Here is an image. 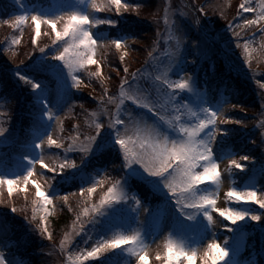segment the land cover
Returning <instances> with one entry per match:
<instances>
[{
    "label": "rangeland",
    "instance_id": "obj_1",
    "mask_svg": "<svg viewBox=\"0 0 264 264\" xmlns=\"http://www.w3.org/2000/svg\"><path fill=\"white\" fill-rule=\"evenodd\" d=\"M10 1L15 3L17 11L9 13V15L0 20V24H3L0 26V32L4 31L2 28L5 26L10 25L14 27L13 24L17 16H27V22L22 25V30L17 29L14 33V36L20 38L19 44L22 45L26 43L28 35L32 39H37L35 24L31 20V16L33 15H40L43 19H49L59 15L67 16L76 12L87 14L90 16V19L98 18L111 21L109 24L115 23V19L109 17L110 15L106 14L105 10L96 11L92 9L90 7V0H83V2L81 0H48L46 4L39 2L32 3L27 0ZM106 2L107 0H95L98 7H102ZM145 2H150V4H148L149 7L143 16V20L148 25H151L153 30L152 41L149 42L148 46L149 51L146 52V56L142 58L139 64H124V67L128 71H124L123 75L118 79L119 81L115 83L116 91L114 90L109 95H96L89 88V73H91L93 64L87 65L85 70H81L76 74L78 79L82 81L81 87H72V81L68 77L67 69L63 66V62L54 59V56L58 54L57 49L62 50L64 42L57 41L53 44L55 32L47 24L42 23L40 25V36L37 39V41H44V37L47 36L48 40H46L45 52L41 53L38 51V54L31 58V60L35 59L31 63L36 68H43V71L52 77L54 84L48 86L40 79H32L26 72L17 69L18 63L11 64L13 66L11 69L13 78L17 79L16 74H20L26 76L28 80L39 84L40 87L34 90L30 84L28 85L31 93L26 96L27 100L24 99L29 102L26 106L31 115L28 118L27 126L21 127L17 125L14 129H10V125L7 124L9 117L7 115L0 116V127L6 129L4 135L0 136V178L22 181V177L27 174L29 168H32L34 171V175L30 178L29 183L26 186L22 182L13 185L11 194L8 192L7 184L0 185V253H3L7 264H30L24 258H18L19 256L13 253L10 238L12 233L7 223L1 222L2 210L6 207V203L9 212H13V208L16 209L12 199L13 194L17 190L22 194L31 191L34 198H36V187L33 181L39 183L42 186V190L53 200V204L47 206H50L52 212L55 213L58 211L59 201H61L58 197H63L60 195L68 183L75 181L79 184L77 192L80 194L83 189L92 187L95 182L105 178L103 168L93 167L91 170H85L82 167L84 162L88 161L95 153L89 157H84L83 162L76 163L74 161L76 154L80 158L83 154L78 151L65 153L63 147H49L46 143L47 134H51L53 139L61 142L64 147H67L72 142L71 137L77 135L83 141L85 135L95 134L94 130L89 128L90 117L93 112L100 110L101 105H103L108 114L100 117V120L105 125L102 129L100 140L111 139L115 135V130L108 129L107 122L109 115L113 118L115 117L117 107L115 103H109L108 101L110 97L117 102L119 101L120 86L125 80L128 81L124 85L125 90L145 96L152 101L163 103L164 97L162 94L167 90L164 80L167 79L170 82H175L185 77L194 83L199 96L197 97L187 91L182 92L177 90L176 99L181 105L192 103L198 108L202 103L204 107L217 109L222 103L227 102L222 114L223 119L233 122L219 123L221 117L218 114L217 124L219 134L216 142L213 144V155L218 164L222 181L217 207H229L247 213L243 220L236 224H230L222 217H219L218 213L211 210L213 218L218 221L215 225L208 223L203 212L196 213L194 219L188 220L186 218L187 210L184 213L181 212L169 196L170 194L168 195L166 189L163 188V185L160 184L159 187L155 186L157 178L149 177L146 173H143L142 169L137 173H133L130 169L122 167L124 174L120 179L126 199L102 209V215L92 213L91 216L94 217V221L89 223L90 230L86 228V240L84 239L83 242L74 245L72 249H68V242H65L66 247L62 248L61 241L64 240L66 235L73 233V230L71 232H63L56 239L58 243H55L53 239H48L46 233H42L41 229L44 227V221L41 217L45 216V213L41 214L38 212L39 215L36 216L35 220H33V213H31V217H25L23 221L30 224V226H34L30 220L39 222L35 224V228L41 232L47 242L44 249L41 250V256L46 258L43 260L46 264H71L69 256L86 253L96 245L97 241L109 239L118 232L131 234L132 231H139L143 243L148 246V264L159 263L156 258L157 254L162 255L164 253V245L169 238L181 244L186 251H197L194 264H204L201 258L202 253L206 249L207 244L213 241L220 244L228 252V256L220 264H264V250L262 249V242L264 240L255 242L253 233L245 228L248 224L258 227L256 221H253L250 217L251 215H259L261 211L264 217V209H261L257 204L252 202L236 203L224 199V194L230 187L237 188V191L251 188L264 193L262 188L264 187V128L260 127L264 123V114H262L264 113V89H261L257 83V81L264 83V49H261V44L264 43L261 39V37H264V21L259 24L258 29L253 30L251 29L252 26H245V21L256 19V15L254 12L241 13L243 9L240 8V5L244 3V0H145ZM251 2L253 7L256 8L259 0H251ZM121 3L128 5V3L122 0ZM113 7L115 8L114 5ZM141 8V5L136 4L131 5L128 11H117L115 8V14L117 18L122 19L124 18L123 15L131 13L133 16ZM102 13H104L103 16H100L99 14ZM133 17L136 18L135 16ZM195 18L200 19L199 26L194 23ZM64 23H66V20L57 23L56 30L62 31ZM237 25L241 27H237ZM99 26H90L88 30L97 41L93 56L98 61L96 72L99 71L100 75L104 76L102 58L107 48H110V40L107 38L108 34L105 31L97 30L96 27ZM234 32H239L240 36L237 37L234 35ZM245 32H247L246 37L241 35ZM14 36L12 34L11 38ZM178 39L182 41L179 64L176 63L175 55ZM111 40L112 42L119 40L122 43L123 46L120 49L116 48L121 56L129 53V40L126 37L121 36L112 38ZM215 43L221 45V48L229 54V60L234 63V67H237V74L248 84L249 90L247 93H244L245 95L251 94L253 96L257 106L255 110L248 112L244 109V106H238L243 99L237 101L234 91H229L227 96L220 97L218 102L214 103L211 96V90L214 87L210 82L213 78V73L206 74V76L199 79L197 69H191L194 64L199 65L203 62L202 60H205L207 63L209 60L210 68L213 67L215 61L213 58L217 56L216 50L213 47V45L216 46ZM238 44L241 47H237ZM244 44L249 45L247 52L243 48ZM11 45L7 43L4 46L5 48L7 47L4 52L7 53ZM28 53H31V51ZM149 53H151V56ZM219 54L224 60H227V56L224 53L221 52ZM249 61L251 62L250 65ZM133 74H135V77ZM117 84H119L118 87ZM221 86L224 89L227 88L226 83H223ZM83 90H86L89 98L95 101L96 107L86 114L80 115L78 113L76 115L73 95H79ZM5 100L3 97H0V113L6 114L7 106H5ZM234 102L237 103L233 105ZM49 110L53 114L52 120H49L45 116V113ZM171 112L172 110L169 108V114ZM235 112L239 116L235 115ZM120 114L121 118L125 120L128 119L129 114L133 117L143 114L149 122L156 119L152 113L140 109L137 105L127 100L121 106ZM57 118H59V124ZM67 118H70L69 124L73 130L65 129L64 126H66ZM247 119L248 122H246ZM234 121H239L240 123H235ZM181 122L191 124L195 122V118H189L185 113ZM61 127L63 131L60 130ZM77 128L79 131H77ZM164 130L173 139L179 136L175 130H170L167 127ZM236 135L238 137L233 138ZM229 138L230 140H228ZM41 139L45 140L42 149L36 148L35 145L40 143ZM237 142H239V146L235 150L233 146ZM248 148H251L249 155L245 154ZM41 152L44 155V164L48 165V167L57 168V171H49L48 167L41 166L39 159ZM117 153L119 152L117 151ZM120 156L122 158V153ZM242 156H247L248 160H241ZM65 157L69 161H74L78 167L75 169L65 168L59 170L58 165ZM231 159H235L243 165V170L231 165ZM30 161H33L32 165L29 163ZM134 167L139 168V166ZM225 169H229V171H225ZM72 172H75V174H71ZM127 174L131 177L140 178L154 192L158 193L161 198L159 203L144 202L137 198L141 202L140 207L133 201V204H131L132 211L129 209L130 212H127L128 207L125 205L129 200V196L127 195L129 194L127 192L129 178ZM238 174H240V177ZM108 185L110 186V184ZM200 187L202 189L208 188L209 190H214V185L211 182ZM25 188L26 191L24 190ZM100 188L98 186L96 191L100 190ZM99 201L100 198L94 204H98ZM41 203L44 206L42 200ZM47 206L46 209L48 208ZM87 206L90 207L91 202ZM44 208L45 206L42 211L45 212ZM118 212L122 214L121 217L118 215L119 220H113L114 216L108 217ZM74 224L75 222H73ZM259 228L263 230L264 225L259 226ZM48 231L50 232L49 228ZM128 247H131V245H124L116 249L117 251L122 250L125 252V255L122 256L125 258L122 264H139L137 257L128 252ZM258 253L261 254L262 260H260ZM159 264H166V261H162ZM181 264H188V262L181 258Z\"/></svg>",
    "mask_w": 264,
    "mask_h": 264
},
{
    "label": "snow or ice",
    "instance_id": "obj_2",
    "mask_svg": "<svg viewBox=\"0 0 264 264\" xmlns=\"http://www.w3.org/2000/svg\"><path fill=\"white\" fill-rule=\"evenodd\" d=\"M83 2V0H81ZM115 6L117 11L124 10L128 11L130 6L121 3V0H107V2L102 6L98 7L95 0H90V7L96 11L110 10L112 6ZM240 8L245 12H254L256 19H249L245 21V26L251 27L258 22L264 21V0H259L256 8L253 7L251 0H244V3L240 5ZM258 9V10H257ZM203 11V9H201ZM28 17L25 15L17 16L13 26L17 29L22 30V25L27 22ZM31 20L35 24V34L38 39L40 36V25L47 24L55 32V40L53 44L57 41H63L62 50L57 49L58 54L54 56V59L63 62V66L67 69L68 77L72 81V87L79 88L82 85V81L78 79L77 73L81 70H85L87 65L97 64L98 61L93 58L95 46L97 41L93 38V34L89 32L88 27L100 25L104 23H111V21L91 18L87 14L71 13L67 16L59 15L54 18L43 19L40 15L31 16ZM62 31L56 30L57 23L65 21ZM194 23L200 25V19L195 18ZM237 27H241L237 25ZM237 37L240 36L239 32H234ZM67 38V39H66ZM37 39H33L32 43L35 44ZM264 41V37H261ZM20 43V38L14 36L11 40V44L16 45ZM115 47L120 49L123 45L119 40L113 41ZM181 40L176 42V63H180V48ZM241 47V45H237ZM249 45L244 44L243 48L247 52ZM261 49H264V43L261 44ZM41 53L45 52V48H39ZM12 55H15L13 52ZM124 55H127L125 53ZM151 56V53H149ZM123 56H121V60ZM249 61V65H250ZM125 72L128 71L127 68L124 69ZM255 75V74H254ZM89 76H100V72L89 73ZM135 77V74H133ZM21 80L25 83L30 84L32 89H38L39 84L28 80L26 76H20ZM128 81L125 80L120 86V96L119 101L109 98V103H115L117 107V113L113 118L109 115V120L107 122L108 129H114L115 135L111 139L100 140V135L102 129L105 127L100 117L107 115V110L101 105L100 110L93 112L91 114L89 123V128L94 130L95 134L85 135V139L81 141L79 136L71 137V143L67 147L58 140L53 139L51 134H47L46 143L49 147L55 146L56 148H64L65 153L69 152H80L82 153V162L84 157H89L93 153L99 155L106 152L108 149H115L122 153V167L125 169H130L133 173L139 172L141 169L143 173H146L149 177L157 178L156 187L160 184L166 189L168 195L172 198L176 206L181 210L182 213L186 212V218L192 220L196 213L202 212L203 203L212 200L215 201L214 207L221 209H233L229 207H217V201L220 199L219 192L221 189V173L218 170V164L213 155V144L216 142L218 136V124L217 117L220 115L219 123H230L233 121H226L223 119L224 106L227 102L221 104L217 109H212L209 107H204L201 103L197 108L194 104H183L181 105L176 99V92L187 91L193 95L199 96V92L196 90L194 83L190 81L189 78H181L178 81L170 82L167 79L164 83L167 85V90L163 92V103L159 101H152L145 96H140L132 91H127L124 85ZM259 87L264 89V83L257 81ZM131 101L133 104L137 105L140 109L147 110L152 113L156 119L149 122L143 114L138 117H133L129 114L128 119L121 118V106L125 104V101ZM169 108L172 112L169 114ZM198 109V110H197ZM187 114L189 118H195V122L188 124L182 123V117ZM264 114V113H262ZM6 115L5 113H0V116ZM45 116L49 119H53L52 111L49 110L45 113ZM58 124L60 123L59 118H57ZM235 123H240L239 121H234ZM167 127L170 130H175L178 132L179 136L173 139L164 130ZM264 128V123L260 125ZM63 131V128H60ZM6 129L0 127V136H3ZM77 131L79 129L77 128ZM99 141V144H98ZM45 143L44 139L40 140V143L36 144V148H41ZM118 146V147H117ZM40 163L42 167H48L44 164L43 152L40 154ZM241 160H248L247 156H242ZM31 165L33 161L29 162ZM230 164L235 166L237 169L243 170V165L238 163L235 159L230 160ZM134 166H139L135 168ZM77 164L74 161H69L65 159L59 163V170L65 168L75 169ZM49 171H57L55 167H48ZM207 171L208 174L215 173V179H212L211 184L214 185V190H209L208 188H201V185L206 183L200 182L199 174H204ZM229 171V169H225ZM34 175L32 168H29L27 174L22 177L21 180L14 179H3L0 178V185L7 184L9 194L13 191V185L22 182L25 186L29 183L30 178ZM176 181L173 184V181ZM36 187L35 196L38 198L34 201L35 204L39 205L41 200L44 206L52 205L53 200L42 190V186L33 181ZM47 183V182H46ZM105 183H109L110 186L107 188L106 192L103 194L98 204H91L87 206L91 199V194L95 193L97 187H103ZM50 187V185H49ZM26 191V188L24 189ZM229 193L235 194L247 193L249 200H255L256 204L260 206L264 204V193L258 192L254 189L248 188L242 191H237V188L230 187L229 190L224 194V199L227 201H234L236 203L244 202L245 199L242 197L240 200H236L229 196ZM254 193V195H253ZM72 195H75L73 193ZM80 196L84 197V205L82 214L76 216V223L73 225V233H70L64 237L61 241L62 248L66 247L65 242L71 243L74 235H80L84 230V226L87 223L93 222L94 217L90 219H82L91 217L92 213L102 215V209H105L114 203H117L123 199H126L124 192L121 187V179H114L108 181V178L95 182L92 187L83 189L80 192ZM188 197H193L194 201H190ZM58 199L63 200L67 203L69 196L58 197ZM135 201V204L140 207L141 202L136 199L135 196L131 197ZM211 206L208 209L209 215L211 214ZM234 211H238L233 209ZM13 211H16L13 208ZM36 211V209H34ZM142 211H144L142 209ZM46 215L41 217L44 221V227H42V233H46L48 239H52V234L47 228V209L45 207ZM243 214V219L246 217L247 213L241 211ZM223 218V217H222ZM253 221H259L261 216L251 215L250 217ZM36 216H33V220ZM206 219V218H205ZM207 220V219H206ZM241 220H237L239 222ZM78 225V226H77ZM124 245H131L127 250L133 256L137 257L139 264H148V246L143 243L141 239V233L139 231H132L131 234H124L121 232L116 233L109 239H102L97 241L96 245L92 247L90 251L83 253L81 255L69 256L71 264H84V261L89 259H98L105 253L112 252L116 249L121 248ZM164 253L157 254V259L161 261H166V264H181V258L186 260L188 264H194L197 257V251H186L185 248L173 241L171 238L167 240L164 245ZM228 256V252L225 248L221 247L220 244L215 241L207 244L206 249L202 253L201 258L204 264H220ZM0 264H7L4 259L3 253H0Z\"/></svg>",
    "mask_w": 264,
    "mask_h": 264
},
{
    "label": "trees",
    "instance_id": "obj_3",
    "mask_svg": "<svg viewBox=\"0 0 264 264\" xmlns=\"http://www.w3.org/2000/svg\"><path fill=\"white\" fill-rule=\"evenodd\" d=\"M27 1L32 3L39 2L46 4L48 0ZM122 1L128 3V5L130 6L133 4L139 6L141 5L142 8L140 10L138 9L137 13H134L133 16H135L136 18H134L130 13L129 15H123L124 18L120 19L116 17L115 8L112 6L110 10H105V12L106 14L110 15L109 17L115 19V23H104L100 24L99 27H96L97 30L105 31L106 34H108L107 38H109L110 40V48H107V51L103 54L102 58V62L104 64V68L102 69L104 76H89V88L96 95L104 96L109 95V93H112L114 90L116 91L115 83L119 81L118 79L124 73V64H139L142 58L146 56V52L149 51V42L152 41V27L143 20V16L144 14H146V10L148 9V4H150V2L146 3L145 0ZM15 11H17V8L14 2H11L10 0H0V20L9 15V13ZM103 14L104 13L99 15L103 16ZM261 23L262 21L258 22L256 25H252L251 29H255L256 27L260 26L259 24ZM2 25L3 24H0V26ZM2 29H4V31L0 32V97L6 99V115L9 117V121L7 122V124L10 125V129H14L17 125L21 127L28 125V118L31 114L26 106L27 104H29V102L26 101V96L30 95V89L28 86L29 84L20 79V76L22 75L16 74L17 79L13 78V76L11 75V69L13 66H11V64L18 63V65L16 66L18 67L17 69L26 72V74L30 75L32 79H40L48 86H52L54 84V81L48 73L43 71V68H36L31 63L35 60H31V58L35 57V55L38 54L39 48H45L46 40H48L47 36L44 37V41L38 40L35 44H33V39L30 37V35H28L26 43H23V45L12 44L8 48V52L6 53L4 51L7 47L5 48L4 46L7 43L11 44V36L12 34L14 36L17 28L8 25L3 27ZM121 36H124L129 40L128 48L130 49L129 53L127 54L128 56H123L122 60L120 53H118L114 43L111 40L112 38ZM214 49L216 50L217 56H214L213 58L215 59V61L212 68H210L211 65H209V60L208 63L205 60H202L203 62H201L199 65L194 64V66L191 67V69H197L196 71L198 73L199 79H201L203 76H206V74H209L211 72L213 73V78L210 80L214 87L213 90H211L212 101L216 103L218 102L220 97H225L227 96L229 91H234L237 101L243 99V101L239 103L238 106H244V109L248 112L255 110L257 106L253 96L251 94L245 95L244 93H247V91L249 90L248 84H246L245 80H243L238 74H236L237 72L235 69L224 64L225 62L220 58L218 54V48L214 47ZM29 51H31V53H28ZM13 52L15 53V55H12ZM96 69L97 64H93L91 73L96 72ZM223 83H226V89L221 86ZM118 85L119 84H117V87ZM73 100L75 103L74 111L76 115L78 113H80V115L86 114L91 109L96 107L94 103L95 101L89 98L86 90L81 91L79 95H73ZM236 103L237 102H234L233 105ZM235 113V115L239 116L237 112ZM69 121L70 118H67L65 124L66 126H64L66 130L72 129ZM246 122H248V119L246 120ZM237 137V135L233 136V138ZM228 140H230V138ZM238 146L239 142L234 143L233 147L235 148V150H237ZM250 149L251 148H248V150L245 151V154L249 155ZM74 161L76 163H80L82 159L76 154ZM82 167L85 170H91V168L93 167L103 168V175L108 178V181H110L111 179L122 178V175L124 174L121 156L114 149H108L106 152H103L99 155L95 154L91 156L88 161L84 162ZM71 174H75V172H72ZM238 176L240 177V174H238ZM108 184L109 183H105L103 187L100 188V190L91 194V199L88 204H90V202L91 204H94L99 200V198L101 199L103 193H105V189H107L109 186ZM127 184V192L129 193L127 194L129 196V200L125 204L128 207V209L126 208L128 210L127 212H130L129 209L132 211L131 204H133L132 202L134 201L131 199L132 196H135L136 199L138 198L141 201L156 204L161 200L159 194L150 190L146 186V183L144 181L132 178L128 179ZM78 186L79 184H77L75 181L70 182L67 184V186H65V189L60 196H69V200L67 203L63 202V200H58L60 204L58 205L57 212L53 213L52 208L50 206H47V226L50 230V233L52 234V239L55 243H58L56 239H58V237H60L63 232H71L73 230V227L71 228V226H73V222L76 223V216L78 214H82L84 197L78 194ZM262 188L264 192V187ZM73 193H75V195H72ZM13 195L14 196L12 200L14 201L13 203H15L16 211L9 212L6 203V207L2 210L3 214L1 221L7 223L10 232L12 233V236L10 238L12 241L11 245L14 251L13 253L18 255V258H24L27 263L46 264L43 261L46 258L44 256H41V250L44 249L47 242L43 238L41 232L37 231V229L35 228V224H38L39 222L30 220V222H32V225H34L30 226V224H27L25 221H23L25 217H31V213H33V216H38V212H40L41 214L45 213L46 215V212L42 211L44 206L41 205L42 203H40L39 205L34 203V201H36L38 198H34L31 191H27L22 194L17 190ZM35 208H37L36 211L33 210ZM118 215L121 217L122 214L118 212L115 213V215H110L108 217L114 216L116 218H114L113 220H116L119 218ZM259 216H261V219L259 221H256L258 227H253L252 224H248L247 226H245L248 231H251L253 233L255 242H258L261 239V229L259 228V226L264 225V217L262 211L259 213ZM90 218H93V216L89 218L82 217V219ZM87 229L90 230L89 227H87ZM80 236L81 235H73L74 240L71 241V243H68V245H74L82 241ZM258 254L260 260H262L261 254ZM124 260L125 258L118 256L115 251H112L109 253H105L98 259H89L85 261L84 264H122ZM158 261L159 263L162 262L159 259Z\"/></svg>",
    "mask_w": 264,
    "mask_h": 264
},
{
    "label": "clouds",
    "instance_id": "obj_4",
    "mask_svg": "<svg viewBox=\"0 0 264 264\" xmlns=\"http://www.w3.org/2000/svg\"><path fill=\"white\" fill-rule=\"evenodd\" d=\"M200 178V182L201 183H209L212 181V179H215L216 174L212 173V174H208L207 171L204 174H199ZM176 181H173V184H175ZM222 186V185H221ZM254 195V193H253ZM230 197H233V193H229ZM245 199V203L248 202H252L256 204L255 200H249L248 199V194L247 193H239V194H235L234 195V199L236 200H240L241 198ZM188 199L190 201H194L193 197H188ZM262 199H264V197H262ZM215 205V201L209 200L205 203H203V207H202V212L204 217L207 219L208 223L210 225H215L218 221L217 219H214L211 215H209L208 209L211 206V211L218 213L219 217H223L224 220L228 221L230 224H236L237 220H243V214L241 211H234L233 209H221V208H216L214 207ZM261 209H264V204H261L259 206ZM226 251V250H225Z\"/></svg>",
    "mask_w": 264,
    "mask_h": 264
}]
</instances>
